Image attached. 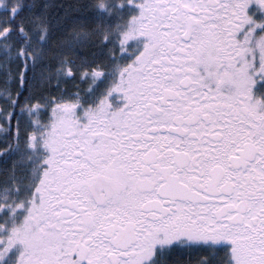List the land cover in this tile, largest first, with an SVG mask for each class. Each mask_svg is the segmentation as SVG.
I'll use <instances>...</instances> for the list:
<instances>
[{"label":"snow or ice","instance_id":"6c2138e0","mask_svg":"<svg viewBox=\"0 0 264 264\" xmlns=\"http://www.w3.org/2000/svg\"><path fill=\"white\" fill-rule=\"evenodd\" d=\"M0 264H264V0H0Z\"/></svg>","mask_w":264,"mask_h":264}]
</instances>
